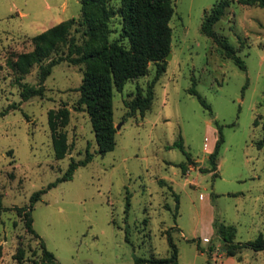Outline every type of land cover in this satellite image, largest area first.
I'll list each match as a JSON object with an SVG mask.
<instances>
[{"label": "rangeland", "instance_id": "374dc122", "mask_svg": "<svg viewBox=\"0 0 264 264\" xmlns=\"http://www.w3.org/2000/svg\"><path fill=\"white\" fill-rule=\"evenodd\" d=\"M216 1L172 0L170 56L154 83L152 103L133 113L124 103L146 93L156 67L151 61L145 74L113 89L116 143L100 154L88 112L76 107L82 63L54 64L43 95L25 100L10 65L18 52L32 48V35L78 17L80 0H0V110L18 104L0 115V264H14L18 244L25 248L23 264H34L33 259L39 264V239L25 229L14 206L29 204L33 191L62 176L69 161L83 158L87 149L91 160L33 203V228L58 264H134L137 256L165 257L169 238L177 246V264H206L210 245V264H263L264 249L244 247L242 259L226 256L214 222L234 224L239 241L264 233V7L230 0L213 25L241 57L242 68L201 31ZM120 27V16H113L110 39ZM65 50L61 45L52 55ZM37 73L34 64L21 81L37 85ZM193 83L209 108L189 91ZM60 107L69 110L59 127L68 148L58 158L48 111ZM220 132L214 174L206 170L208 154ZM179 138L189 158L174 145Z\"/></svg>", "mask_w": 264, "mask_h": 264}, {"label": "trees", "instance_id": "16d2710c", "mask_svg": "<svg viewBox=\"0 0 264 264\" xmlns=\"http://www.w3.org/2000/svg\"><path fill=\"white\" fill-rule=\"evenodd\" d=\"M118 5L113 6L111 0H80V15L63 19L42 31L31 36L32 48L16 54V58L10 60V65L15 71L14 80L20 86V95L23 100L35 95H43L44 80L50 74L54 64L62 59L72 63H82L83 73L77 89L80 95L76 100L78 109H85L91 119L95 132L98 148L97 152L104 154L111 150L115 141V125L113 123V89L121 90L127 80L137 78L148 71L149 62H154L155 73L148 83L145 94L137 93L133 98L124 100L131 113L136 109L141 111L149 108L153 99V86L159 76L166 70L165 57L170 51L172 28L169 24L173 13L172 0H117ZM242 4H256L264 7V0H236ZM230 0L216 1L211 10L205 14L201 31L212 37L222 47V52L235 60L242 68L245 64L236 53L232 44L224 36L214 31V23L225 13V8ZM120 16L119 35L110 39V20L113 16ZM79 40V41H78ZM66 50L58 55H52L61 46ZM37 64V85L21 81L22 76L29 72L31 67ZM191 93L197 95L200 102L207 108L209 103L198 93L194 83L189 88ZM12 102L0 110V115L5 114L10 108L17 107ZM69 110L60 107L57 110L48 111V125L51 131L52 145L56 157H62L68 148L65 131L59 127L68 121ZM221 132L215 141L213 149L208 154L211 166L206 170L216 174L217 156L221 142ZM261 145V141L258 143ZM174 145H178L189 158L184 150L182 139L179 138ZM93 153L88 149L85 156L78 160H70L67 169L62 176L49 182L46 187L33 191L30 195L29 204L14 206L17 214L23 219L25 229L38 237L41 249L39 264H58L54 253L49 250L44 240L33 228L32 208L33 203L40 198L41 194L57 181L72 177L78 165L86 164L91 160ZM182 170L186 168L181 163ZM176 205L178 196L175 194ZM0 196V212H1ZM215 232L224 247V254L241 259V250L251 247L254 250L264 249V233L259 232L253 239L247 241L235 240L236 227L234 224L223 221H215ZM197 248L204 250L197 241ZM170 253L165 257H135L134 264H177L178 250L175 242L169 238ZM213 246L206 249V264H210ZM2 245L0 244V257ZM14 264H23L25 260V248L18 244L13 253ZM37 264V260L33 259ZM264 264V262H263Z\"/></svg>", "mask_w": 264, "mask_h": 264}, {"label": "water", "instance_id": "95a60500", "mask_svg": "<svg viewBox=\"0 0 264 264\" xmlns=\"http://www.w3.org/2000/svg\"><path fill=\"white\" fill-rule=\"evenodd\" d=\"M169 56H170V53H168L165 58H168ZM117 126H119V125H117ZM223 249H225V248L223 247Z\"/></svg>", "mask_w": 264, "mask_h": 264}, {"label": "crops", "instance_id": "0c3cea01", "mask_svg": "<svg viewBox=\"0 0 264 264\" xmlns=\"http://www.w3.org/2000/svg\"><path fill=\"white\" fill-rule=\"evenodd\" d=\"M263 250V249H262ZM223 256H225V255H222L221 257H223ZM226 256H229V255H226ZM216 257V256H215ZM241 259H242V256H241Z\"/></svg>", "mask_w": 264, "mask_h": 264}]
</instances>
